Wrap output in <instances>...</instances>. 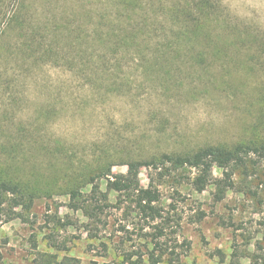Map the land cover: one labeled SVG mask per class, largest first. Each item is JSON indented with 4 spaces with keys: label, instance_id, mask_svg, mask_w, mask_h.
<instances>
[{
    "label": "rangeland",
    "instance_id": "obj_1",
    "mask_svg": "<svg viewBox=\"0 0 264 264\" xmlns=\"http://www.w3.org/2000/svg\"><path fill=\"white\" fill-rule=\"evenodd\" d=\"M22 1L31 4L30 15L37 24L46 16H57L60 24L76 26L82 22L73 15L84 17L90 8L86 1L82 9L77 0H8L0 14V168L30 169L35 184L50 190L35 201L27 221L5 222L3 217L0 264H44L50 256L57 261L73 258L78 264H120L115 253L106 254L100 242L90 238L87 220L77 210L79 204L60 189L65 182L54 179L58 169L50 161L61 164L71 159L76 168L84 169L107 159L113 174H126L129 162L264 139V65L249 60L255 56L264 63V52L258 47L264 40V0H217L220 21L209 28L215 41L229 46L216 57L223 59L219 68L211 72H102L97 85L92 72L80 75L74 67L25 63L23 37L8 27V19ZM179 27L170 23V36ZM255 36L260 38L258 43L247 48L246 42ZM44 143H63L68 153L46 155L40 151ZM222 174L214 168V178ZM149 175L150 170L141 169L144 188L149 186ZM194 175V171L185 172L179 186L184 199L178 202L181 235L191 246L180 264H235L239 259L232 257L234 246L243 256L240 263L250 264L244 254L257 251L258 245L264 248L262 181L250 178L245 182L235 176V189L217 203L214 186L197 191L189 183ZM97 182L107 190L106 179ZM158 186L161 202L170 204L177 185ZM248 189L259 195L251 197ZM110 197L115 202L117 193ZM200 210L206 212L201 219ZM55 216L69 225L57 229ZM119 220H124L122 211L108 227L100 224V234L110 246L117 241L111 234ZM46 238L66 249L51 248ZM258 252L264 254V249Z\"/></svg>",
    "mask_w": 264,
    "mask_h": 264
},
{
    "label": "trees",
    "instance_id": "obj_2",
    "mask_svg": "<svg viewBox=\"0 0 264 264\" xmlns=\"http://www.w3.org/2000/svg\"><path fill=\"white\" fill-rule=\"evenodd\" d=\"M77 1L82 2V9H85L83 6L87 1L90 8L84 17L73 15L82 22L76 26L60 24L57 16H46L41 23H34L35 19L30 15L31 4L26 1L20 3L8 19V27L23 37L21 51L25 63L74 67L80 75L92 72L97 85L102 72H193L194 69L211 72L219 68V62L223 60H217L218 54L229 50L228 44L213 39L209 28L220 21L217 0ZM7 2L0 0V14ZM71 17L66 19L72 21ZM170 23L180 26L172 36L168 29ZM258 39L257 36L249 39L246 47L249 45L252 49ZM184 43L186 46H182ZM258 47L264 52V40L261 39ZM209 54L213 57H208ZM249 60L264 65L255 56L249 57ZM87 80L90 82L92 79L88 77ZM40 151L46 155L68 153L63 143L54 146L44 143ZM71 161L68 159L61 164L50 161L58 169L54 179L63 180L65 183L60 189L79 204L77 210L87 220L86 230L90 238L100 242L106 254L115 253L122 261L120 264H180L191 247L188 240L182 239L183 217L178 206V202L184 200L179 186L183 184L185 172H195L194 177H189V183L197 191L214 186L217 203L235 189V176L238 175L245 182L250 178L261 180L259 187L263 185L264 188L262 138L232 148L208 146L188 154L166 153L146 161L129 162L126 174H113V165L107 159L104 162L96 160L95 164L84 169L76 168ZM142 168L150 170L147 188L141 183ZM214 168L222 171V178H214ZM24 169L17 172L14 167L0 168V225L4 222L3 217L5 222L27 221L35 201L50 192L49 187L35 184L32 170ZM98 179L107 180L106 191L101 189ZM158 183L177 185L170 204L161 202ZM113 192L117 193L115 202L110 197ZM247 193L251 197L259 195L251 189ZM121 211L124 220H119L116 229L113 225L111 236L117 241L111 247L108 240L103 239L105 236L100 234V224L108 227L111 219ZM198 213L199 219L206 215L202 210ZM54 221L57 229L69 225L58 216L54 217ZM46 240L51 248L59 251L66 249L50 238ZM262 249L258 245L257 251L244 254V257L249 259L250 264H264V254L258 252ZM232 257L239 259L234 260L235 264H241L243 256L237 246H234ZM44 262L78 264L73 258L57 261L56 256H50Z\"/></svg>",
    "mask_w": 264,
    "mask_h": 264
}]
</instances>
